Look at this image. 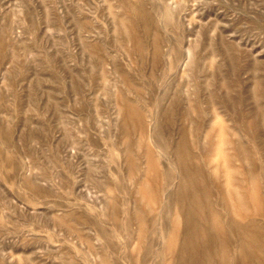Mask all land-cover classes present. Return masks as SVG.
<instances>
[{
    "label": "rangeland",
    "instance_id": "rangeland-1",
    "mask_svg": "<svg viewBox=\"0 0 264 264\" xmlns=\"http://www.w3.org/2000/svg\"><path fill=\"white\" fill-rule=\"evenodd\" d=\"M0 264H264V0H0Z\"/></svg>",
    "mask_w": 264,
    "mask_h": 264
}]
</instances>
